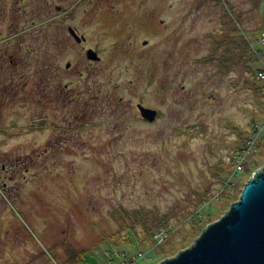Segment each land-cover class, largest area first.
Returning a JSON list of instances; mask_svg holds the SVG:
<instances>
[{"label":"rangeland","instance_id":"obj_1","mask_svg":"<svg viewBox=\"0 0 264 264\" xmlns=\"http://www.w3.org/2000/svg\"><path fill=\"white\" fill-rule=\"evenodd\" d=\"M260 71L264 0H0V264L173 258L200 201L213 224L264 167ZM124 210L174 232L129 242Z\"/></svg>","mask_w":264,"mask_h":264},{"label":"water","instance_id":"obj_2","mask_svg":"<svg viewBox=\"0 0 264 264\" xmlns=\"http://www.w3.org/2000/svg\"><path fill=\"white\" fill-rule=\"evenodd\" d=\"M68 33L78 44L84 40L72 28ZM86 56L99 60L92 50ZM137 109L142 119L155 121L156 110L141 105ZM159 264H264V167L252 175L228 211L208 225L189 248Z\"/></svg>","mask_w":264,"mask_h":264},{"label":"trees","instance_id":"obj_3","mask_svg":"<svg viewBox=\"0 0 264 264\" xmlns=\"http://www.w3.org/2000/svg\"><path fill=\"white\" fill-rule=\"evenodd\" d=\"M253 128H252V130L255 129V128L254 129ZM249 135L251 136V134H249ZM252 140L253 139H247V140H245V142L242 143L241 147H238L237 151L235 152V155L232 157L233 163H236V161L239 158H242V157L246 158L245 154L243 156V151L250 148L248 143L252 142ZM255 152H257V150ZM254 160H255L254 161V163H255V162L260 161V158H257ZM233 166H234V164H233ZM223 186L224 187L222 188V191L224 192V194L222 196H218L219 197L218 200H219L220 204H223V205L230 207L234 202H236L238 200L240 193H241V190L239 192H235V189L237 186L235 184L230 183V182L228 183L227 180L225 181ZM200 203H201L200 208L198 210H196L195 212L191 213L187 219V221L190 222L189 234H187L180 241V243H179L180 245L174 244V245L170 246L169 248L167 247V249L162 248L163 253H166L165 250H168V252H173L176 249L175 251L177 252L176 253V255H177L179 252L182 251L183 248H181V247H183V245L185 244V242H187V240L189 238L196 239L205 230L204 228L206 226L210 225L208 222L211 220V217L214 216V214L216 213V209H214L215 207H210L208 205L207 201L206 202L200 201ZM142 213L143 212L138 211V210H133V211L124 210L123 213L114 211L112 213V216L114 217L116 222H118L119 226H121L123 228V230L126 231V234L128 235V238H129V240H128L129 242H133V241L139 242V236L137 234H135V228L137 227L138 224L140 226H142L144 235L147 237V238L143 239L142 241H147V244L148 243L155 244L156 240H154L153 237L154 236H161L162 233H163V236H161L162 237L161 239H163V241L170 238V236L172 235V233L174 231H173L172 227L167 226L168 223L166 222V219H161L160 221L153 222V221L148 220L146 217H144L145 213L144 214H142ZM142 241L140 240V242H142ZM142 254L143 253H140L141 257L143 256ZM84 255H85L84 252H80L76 256L81 257ZM80 257H78V258H80ZM131 260L132 259L130 258L127 262H129ZM138 264H140V263H138Z\"/></svg>","mask_w":264,"mask_h":264},{"label":"built area","instance_id":"obj_4","mask_svg":"<svg viewBox=\"0 0 264 264\" xmlns=\"http://www.w3.org/2000/svg\"><path fill=\"white\" fill-rule=\"evenodd\" d=\"M258 77H260L262 80H264V71H260L259 73H258ZM161 236H163V233L161 234ZM160 236V237H161ZM130 264H138L137 263V261H134V262H132V263H130Z\"/></svg>","mask_w":264,"mask_h":264},{"label":"flooded vegetation","instance_id":"obj_5","mask_svg":"<svg viewBox=\"0 0 264 264\" xmlns=\"http://www.w3.org/2000/svg\"><path fill=\"white\" fill-rule=\"evenodd\" d=\"M73 30H74V29H73ZM74 31H75V30H74ZM75 32H76V31H75ZM77 35H78V34H77ZM78 36H80V35H78ZM82 37H83V36H82ZM84 41H85V38H84V40H82L81 43H79V44L77 43V44H78V45H82V44L84 43ZM89 50H92V49H89ZM87 51H88V50H87ZM92 51H93V50H92ZM94 52H95V51H94ZM86 53H87V52H86ZM97 61H98V60H97ZM67 65H68V64H67ZM67 65H66V66H67ZM69 67H70V64H69ZM69 67H68V68H69ZM68 68H66V69H68Z\"/></svg>","mask_w":264,"mask_h":264}]
</instances>
